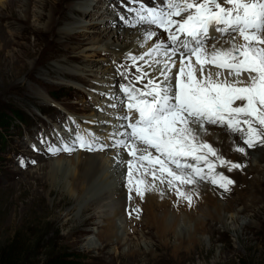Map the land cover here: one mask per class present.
Masks as SVG:
<instances>
[{
    "label": "rangeland",
    "instance_id": "1",
    "mask_svg": "<svg viewBox=\"0 0 264 264\" xmlns=\"http://www.w3.org/2000/svg\"><path fill=\"white\" fill-rule=\"evenodd\" d=\"M47 1L10 0L0 8V264H264V237L255 233L251 225L243 232L245 224L258 223L254 210L247 212L242 208L245 197L241 202L234 201L237 211L234 216L227 213L225 218L224 212L215 216L207 212L196 214L195 209L190 210L194 202L186 208L181 205L183 213L191 212L194 216L174 221L165 234L152 223L142 203L133 202L135 205L131 204L129 211L138 208L139 212L132 215L126 212V229H119L110 240H114V244H109L101 233L104 227L97 226L94 207L85 209L63 192L70 177L65 175L63 166L57 177L59 165L53 162L70 157L74 152L47 155L48 151L36 150L47 149L48 144L62 147L68 138L62 142L56 136L61 129L64 136L68 135L70 126L65 124L75 118L84 119L91 113L88 106L93 102L84 92L89 91L94 81L86 64L94 62L101 69L107 67L108 60L103 52L87 56L84 47L97 40L95 29L101 23L90 22V18L104 14L99 12L104 6L99 2L87 12L76 11L70 15L71 9H67L65 3L80 0H58L61 7L57 19L68 14L69 18L86 25L80 30H70V35L78 33V36L67 37L61 35L60 25L50 28L54 4ZM126 2L131 4L129 0ZM118 4L125 10L129 7L126 3ZM23 5L30 9L29 18H24L20 12ZM124 26L128 28L127 24ZM73 76H81L88 83ZM25 116L29 117L28 124L16 119ZM212 126L223 133L231 132L225 126ZM233 134L244 146L240 134ZM74 138L75 134L71 141ZM215 147L224 158L220 147ZM249 150L252 151L246 149ZM21 159L25 161L23 166ZM226 170L224 175L233 180ZM247 173L241 175L247 178ZM255 175L263 176L253 172L252 176ZM237 177L238 174L228 190L219 187L221 204L239 200L237 187L244 183ZM251 190L249 186L244 195ZM126 196L130 202L129 191ZM205 201L202 199L207 203ZM256 214L263 218L264 210L258 207ZM221 215L224 220L220 219ZM201 219L207 222L200 225ZM120 237H126L128 243H120ZM89 238L95 240L94 248L89 247Z\"/></svg>",
    "mask_w": 264,
    "mask_h": 264
},
{
    "label": "snow or ice",
    "instance_id": "2",
    "mask_svg": "<svg viewBox=\"0 0 264 264\" xmlns=\"http://www.w3.org/2000/svg\"><path fill=\"white\" fill-rule=\"evenodd\" d=\"M129 2L138 5L127 8L135 14L131 26L147 24L166 33V40L154 41L144 56L130 57L134 63L153 54L164 57L153 58L159 76L137 65L141 75L136 80L143 82L147 77V82L140 88L120 85L125 112L118 119L124 121L120 125L124 131L113 134L120 137L113 144L75 132L71 145H50L48 151L71 152L77 146L85 151L122 148L133 157L127 162L129 200L133 191L142 199L145 191L158 190L155 183L143 179L150 175L153 181L175 189L191 206L192 195L180 186L210 180L228 190L234 183L216 172L210 156L221 165L229 164V171L243 167L225 160L201 139L207 125L239 133L244 145L235 148L239 153L264 147V0H161L154 6L143 0ZM213 32L220 39L229 37L224 41L228 46H209V40L217 39ZM159 35L148 30L145 41ZM213 67L221 71L213 72ZM237 101L242 103L237 105ZM20 163L23 166L25 161ZM132 212L139 209L129 215Z\"/></svg>",
    "mask_w": 264,
    "mask_h": 264
},
{
    "label": "bare ground",
    "instance_id": "3",
    "mask_svg": "<svg viewBox=\"0 0 264 264\" xmlns=\"http://www.w3.org/2000/svg\"><path fill=\"white\" fill-rule=\"evenodd\" d=\"M9 2L10 0H0V8L4 7ZM49 2L50 0L47 1V3ZM51 2L54 6L53 12L51 13L53 16L51 18L52 24H50V28H53L55 24L60 25L61 35L67 37L78 36V33L74 36L70 35V30L72 29L80 30L86 28V25H84L82 21L73 20L68 17V14L72 15L76 11L81 13L87 12V10H89L88 8L99 2H101L100 5L102 7L104 6V8L99 9V12L103 11L104 14H101L98 18H90V22L94 20V22H100L101 24L95 29L97 30V40L89 43L88 46L86 45L84 50L85 53H88L87 56H94L103 52L104 56H106V60H108V64H105L107 67L103 65L105 68L101 69H99L94 62L86 64L90 66L89 71L92 72L89 75L93 77L94 81L90 85L89 91L87 90L88 98L91 97V102H93L91 106H88L91 113L84 119H75L72 123L70 132L72 133L71 137L74 136L77 131L93 134L98 138V143L103 144V136H112L114 130L113 119L107 114V111L118 112L122 109V107L116 108L122 105L124 98V94L120 90V85L127 84L130 87H136L135 81L137 80L135 75L138 76L136 73L137 65H142L144 72L159 76V71L157 70L158 66L153 62L155 54H153V56H145L144 60H137L135 63L130 57L144 56L148 49L153 46L154 41L159 43L160 40H166V33H163V30L156 29L147 24L138 25L136 27L131 26L135 23V19H130V16H133V13L121 8L118 4L119 2L125 4V0H80L77 3H65L67 9L71 10L66 14V17L61 18V16L59 19H57V16L60 11L61 3H58V0H51ZM143 2L150 6H154L159 4L161 0H143ZM47 3L45 2L43 5L44 9L47 7ZM23 7L20 10L22 16L24 18H29V15L31 14L29 11L30 9L26 8L27 6L25 5H23ZM120 17H124L125 19H122L123 21L121 22ZM2 18L5 19L4 17H1V20ZM126 24L128 25V28H125L124 25ZM148 30H156L160 35L154 37L153 40L145 41V32ZM212 35L218 37V34L216 35L215 32H213ZM228 39L229 37L227 36L222 39L218 37L216 40H209L208 44L209 46L216 44L218 47H227L228 45L225 44L224 41ZM155 58L164 59L162 56ZM120 59H123L125 62L121 63L119 61ZM145 61H148V63H145ZM211 71L216 72L221 70L213 67ZM121 73H124V75H121ZM225 75H227L226 72ZM73 77L80 79L82 82L84 81L85 83H88V81L84 80L81 76ZM144 81H147V77ZM241 103V101L236 102L237 105ZM112 105H116V107H112ZM103 113L104 116L102 115ZM206 129V133L201 135L203 141H207L214 147L215 145L220 147L221 151L224 153L225 160L243 165L242 168L229 171V164L221 165L215 157L210 156L209 158L216 164V172H222L224 174L227 169L226 173L230 175L233 180L238 174V177L244 184H240V186L237 187V191L239 192V195H241H237L240 197L239 200L238 198L235 200L231 199L232 201H228L230 204L220 203L221 198L218 195L220 191L219 186L218 184H212L210 180L199 181L198 183L191 185H182L180 186L182 190L191 194L193 197L192 202L195 203L190 210L192 211L195 209L194 211L196 214L204 213V215L205 212H207V215L210 216H215L216 213L224 212L223 216L225 218L227 213L230 212L233 215L235 211H237V206L234 201H236V203L241 202L243 200L242 198L245 197L247 200L242 202V208L247 212L251 209V211L254 210V217L258 223L257 225L253 223L245 224L243 232L246 230L245 227L247 225H251V228L255 233H261L262 237H264V217L260 218V215L256 214L258 207L260 210H264V167H261V163H264V147L251 149L252 151H247V154L239 153L235 151V148L238 145H242L236 134H233L230 131V133H228V130L226 131L227 133L220 132V128H216L212 125H207ZM118 131L122 132V129L120 128ZM132 159L133 157L129 156L127 151L122 148L112 150L107 147L104 150L98 151H85L80 149L79 151H74L70 157L67 156L65 159L60 158L58 161L53 162V164L59 165L58 169L56 168V175L58 170L63 166L65 175L70 177L68 184L62 188L63 192H67L76 204L80 203L84 205L85 209L89 206L94 207L95 214H97V226L104 227L101 233L105 235L107 240H109V244L113 243L114 240H110H112L119 229L122 231L126 229V212L130 210L129 207L131 204L132 207L135 205L133 202H138L140 205L142 203L146 214L149 215L152 223L155 224L157 226L156 228H158L163 234L166 233V230L170 228L169 226L174 221L177 223V221L184 219L187 220L190 216H194L191 215V212H182L181 205H185V208L189 206L187 200L179 197L175 189L169 188L166 183L161 184L158 180L153 181V178L150 175L144 176L143 179L148 183H155L158 190L145 191L142 199L135 196V192L133 191V199L128 202L126 196L129 191L127 162ZM201 166L203 167V165ZM204 170L207 172V168ZM244 172L249 173L247 178L241 175V173ZM253 172L256 174L261 173L263 176L261 175L262 177H258L255 175L253 177ZM54 182H56V184H54L56 188L58 182L57 180ZM249 186L252 190L245 196L244 192ZM195 191L199 193L195 194L197 193ZM228 194L226 193L225 196H228ZM202 199H205L207 203H203ZM156 208H160L161 211H158ZM184 214H187V216ZM224 218H222L221 215L220 219L224 220ZM195 221L196 223L198 222L197 220ZM201 222L205 223L207 221L201 219L199 222L200 225H202ZM203 227H205V225H203ZM119 240L123 245L128 243L126 237H120ZM88 245L89 247L94 248L96 246L95 240L89 238Z\"/></svg>",
    "mask_w": 264,
    "mask_h": 264
},
{
    "label": "trees",
    "instance_id": "4",
    "mask_svg": "<svg viewBox=\"0 0 264 264\" xmlns=\"http://www.w3.org/2000/svg\"><path fill=\"white\" fill-rule=\"evenodd\" d=\"M28 118L29 117H24V119L22 117L16 118L17 120H19L20 122H22V124H28ZM14 125H16V123H13ZM18 126H21L20 124H18ZM7 131V130H6ZM8 132V131H7ZM10 132V131H9Z\"/></svg>",
    "mask_w": 264,
    "mask_h": 264
}]
</instances>
